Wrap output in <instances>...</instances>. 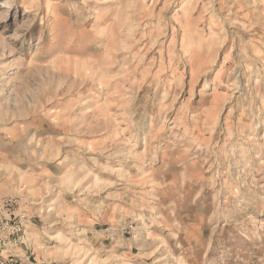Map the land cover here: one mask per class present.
<instances>
[{
	"label": "rangeland",
	"instance_id": "rangeland-1",
	"mask_svg": "<svg viewBox=\"0 0 264 264\" xmlns=\"http://www.w3.org/2000/svg\"><path fill=\"white\" fill-rule=\"evenodd\" d=\"M256 150L264 0H0V264H264Z\"/></svg>",
	"mask_w": 264,
	"mask_h": 264
},
{
	"label": "bare ground",
	"instance_id": "bare-ground-1",
	"mask_svg": "<svg viewBox=\"0 0 264 264\" xmlns=\"http://www.w3.org/2000/svg\"><path fill=\"white\" fill-rule=\"evenodd\" d=\"M185 4L186 3H184V4H182L180 6V9L178 10L180 12V14H178V15L181 16L182 13H188V14H190L191 13L190 11L193 10V7H190V3L183 7V5H185ZM178 24H179V26H182L183 28L186 29L185 30V33L187 35L186 36L187 37V41H186V45H185L184 51H185V54H190L192 52V49L194 48V44H195L194 41L191 38H192V36H195L196 34L199 33V29L196 26H194L192 20H188V21H186V20H178ZM201 33H202L201 34L202 36L201 37H198V40H200L198 42V44L199 43H205L206 45H210V40L211 39L210 38H207V36H205L202 31H201ZM127 34H128V32H127ZM258 81H259V79L258 78H255V81L253 83L254 84H257ZM253 149H255V148H253ZM250 153H251L252 157L257 158V159H260V158L264 157V150H260V151H257V150L256 151H250ZM137 154L138 153L136 151H134V152H132V155H130L131 161L134 164L137 162V160H136V158H137L136 155ZM244 154L247 155V151L246 150H245V152H243V155ZM249 156H250V154H249ZM139 174H141V173H139ZM97 206H99V205H97ZM97 206H95V207H97ZM243 215H245V211L244 210H240V212L237 213V216L233 217L232 220H230V221L231 222H235L237 220H240L243 217Z\"/></svg>",
	"mask_w": 264,
	"mask_h": 264
}]
</instances>
